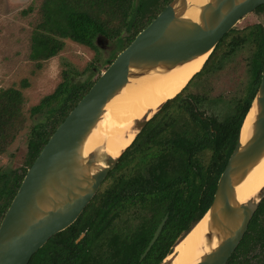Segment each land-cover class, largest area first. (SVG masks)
Here are the masks:
<instances>
[{
    "label": "trees",
    "instance_id": "16d2710c",
    "mask_svg": "<svg viewBox=\"0 0 264 264\" xmlns=\"http://www.w3.org/2000/svg\"><path fill=\"white\" fill-rule=\"evenodd\" d=\"M170 1L43 0L41 21L30 36L29 59L41 63L57 56L65 40L96 53L97 43L109 40L116 49L103 61L105 70ZM256 10L264 11V6ZM234 32L232 29L223 36L201 71H208L240 48L243 40L234 37ZM247 38L255 48L251 86L230 114L220 122L206 117L199 108L207 99L200 95L180 94L166 102L107 174L75 223L49 239L28 264H159L172 253L210 207L217 181L256 93L263 64L264 29L260 25L251 27ZM86 72L90 75L82 82L62 71L54 91L29 109V115L39 119L30 128L23 166L0 169V222L49 137L99 77H95L98 72L93 63L82 74ZM27 86L26 81H21L19 88L0 90V155L23 127L21 89ZM124 166L130 174L116 178L115 171ZM135 203L138 224L133 231L125 229L127 232L120 238L115 220L120 212L129 215ZM164 216L167 220L159 237L141 260ZM253 252L256 253L252 255ZM227 264H264V199Z\"/></svg>",
    "mask_w": 264,
    "mask_h": 264
},
{
    "label": "water",
    "instance_id": "95a60500",
    "mask_svg": "<svg viewBox=\"0 0 264 264\" xmlns=\"http://www.w3.org/2000/svg\"><path fill=\"white\" fill-rule=\"evenodd\" d=\"M261 6L264 0H204L196 6L189 0H171L99 75L26 171L0 222V264H28L49 239L75 223L147 122L182 89L156 110L137 119L132 127L133 139L117 156L102 154L99 149L85 153L88 136L113 99L135 81L168 74L206 55L204 66L223 36ZM190 8L196 12L194 18L187 16ZM263 158L264 51L256 93L217 181L211 205L174 246L203 222L200 236L206 251L194 264H227L235 252L264 199L263 185L253 197L239 203L236 187ZM99 161L103 166H98ZM166 220L167 216L157 226L141 260L156 242ZM164 260L159 264H164Z\"/></svg>",
    "mask_w": 264,
    "mask_h": 264
},
{
    "label": "rangeland",
    "instance_id": "374dc122",
    "mask_svg": "<svg viewBox=\"0 0 264 264\" xmlns=\"http://www.w3.org/2000/svg\"><path fill=\"white\" fill-rule=\"evenodd\" d=\"M42 3L43 0H0V90L10 87L19 88L21 81L28 83L25 89H21L24 99L23 127L6 152L0 155V169L3 171L19 169L23 166L30 128L39 119L32 118L29 109L54 91L61 82L62 71L70 72L77 81L83 82L89 77L90 72L82 74V71L93 63L98 72L96 77L104 71L103 61L116 49L115 43L109 40L97 43V53L65 40L57 56L41 63L32 62L29 59L30 36L33 28L41 21ZM28 10L29 12L24 14ZM255 25H260L264 29V11L255 10L242 18L233 28L236 33L234 37L243 40L240 48L227 58H223L220 63H215L216 65L208 71H201L183 92L182 96L200 95L208 100L225 101V103H203L204 106L202 105L199 110L204 111L206 117L225 115L234 106V101L245 95V90L249 86L251 59L255 53L254 44L247 38V34ZM218 57L220 60L221 53ZM94 59H98L99 62H95ZM128 174L130 173L127 166L115 171L116 178ZM107 185L104 184L102 189ZM100 188L101 185L98 190ZM145 214L146 212L142 213ZM126 216L132 226H135L136 218L139 217L130 214L124 215ZM255 253L253 252L252 255ZM172 258L169 255L164 260V264H171Z\"/></svg>",
    "mask_w": 264,
    "mask_h": 264
},
{
    "label": "bare ground",
    "instance_id": "6f19581e",
    "mask_svg": "<svg viewBox=\"0 0 264 264\" xmlns=\"http://www.w3.org/2000/svg\"><path fill=\"white\" fill-rule=\"evenodd\" d=\"M204 0H189L192 6H196ZM196 12L190 8L187 16L194 18ZM206 55L168 74L149 77L135 81L113 99L106 107V112L98 122L96 128L87 138L85 153L99 149L102 154L115 157L127 147L135 132L132 127L137 119H140L149 111L172 99L191 77L197 73ZM250 116H248V119ZM248 122H246L247 125ZM246 127V126H245ZM245 141V128L242 131L241 142ZM100 153V154H101ZM98 166H103L102 161ZM264 185V158L252 170L247 178L236 187V197L239 203H244L253 197ZM201 222L179 245L173 248L171 264H194L200 255L206 251L200 236ZM169 257V256H168ZM167 257V258H168Z\"/></svg>",
    "mask_w": 264,
    "mask_h": 264
},
{
    "label": "flooded vegetation",
    "instance_id": "af4514ba",
    "mask_svg": "<svg viewBox=\"0 0 264 264\" xmlns=\"http://www.w3.org/2000/svg\"><path fill=\"white\" fill-rule=\"evenodd\" d=\"M252 65V64H251ZM203 67V66H202ZM201 70V69H200ZM199 70V71H200ZM198 71V72H199ZM250 71H251V69H250ZM249 71V72H250ZM196 74V73H195ZM194 74V75H195ZM193 77V76H192ZM261 77V76H260ZM195 78V77H194ZM193 78V79H194ZM250 78H251V73H250ZM192 79V80H193ZM191 80V81H192ZM190 81V82H191ZM189 82V83H190ZM188 83V84H189ZM187 84V85H188ZM187 85H186V87H187ZM249 86H251V84H250V80H249ZM248 86V87H249ZM186 87L185 88H182V91L178 94V95H180V94H183V92L185 91V89H186ZM247 87V88H248ZM247 90V89H246ZM245 90V91H246ZM185 96H187V95H185ZM177 97V96H176ZM243 97V95H241L240 97H238L235 101H234V104L235 103H237L241 98ZM174 99V98H173ZM172 99V100H173ZM208 100V99H207ZM207 100H205V101H202V103H225V101H223V100H220V99H209V100H215V101H207ZM232 103V102H231ZM204 106V105H203ZM233 108V107H232ZM232 108H231V110L229 111V112H227L225 115H220V117H216V116H214L216 119H217V121L218 122H220V121H222V120H224L225 118H226V116L228 115V114H230V112L232 111ZM121 211V210H120ZM124 214H125V212L124 213H122V212H120L119 214H118V217H117V219H116V224H115V226H116V230H117V234L119 235V237L120 238H123V235H124V232H127V230H130V231H133L134 230V227L135 226H137V224H138V218H136L137 219V223H136V225L135 226H132V223H130V219H128V216H126V217H124ZM126 215V214H125ZM130 215H136V217L137 216H139V214L137 213V205H136V203L134 204V205H132V208H131V210H130ZM165 217V216H164ZM163 217V218H164ZM162 218V219H163ZM161 219V220H162ZM161 222V221H160ZM166 223V222H165ZM159 225V224H158ZM125 229H127L126 231H125ZM156 230V229H155ZM155 232V231H154ZM154 234V233H153ZM81 236H83V234L82 235H80V237ZM80 237H79V239H80ZM159 237V236H158ZM152 239V238H151ZM149 244V243H148Z\"/></svg>",
    "mask_w": 264,
    "mask_h": 264
},
{
    "label": "clouds",
    "instance_id": "9594fccd",
    "mask_svg": "<svg viewBox=\"0 0 264 264\" xmlns=\"http://www.w3.org/2000/svg\"><path fill=\"white\" fill-rule=\"evenodd\" d=\"M201 70H202V69H201ZM177 95H178V94H177ZM177 95H176V96H177ZM176 96H175V97H176Z\"/></svg>",
    "mask_w": 264,
    "mask_h": 264
}]
</instances>
